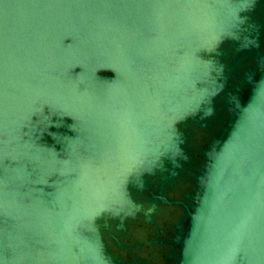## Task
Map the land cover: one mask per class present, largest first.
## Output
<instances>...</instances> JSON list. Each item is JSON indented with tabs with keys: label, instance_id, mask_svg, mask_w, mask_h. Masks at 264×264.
<instances>
[{
	"label": "water",
	"instance_id": "obj_1",
	"mask_svg": "<svg viewBox=\"0 0 264 264\" xmlns=\"http://www.w3.org/2000/svg\"><path fill=\"white\" fill-rule=\"evenodd\" d=\"M162 206L173 264H264V0H0V264H140Z\"/></svg>",
	"mask_w": 264,
	"mask_h": 264
},
{
	"label": "flooded vegetation",
	"instance_id": "obj_2",
	"mask_svg": "<svg viewBox=\"0 0 264 264\" xmlns=\"http://www.w3.org/2000/svg\"><path fill=\"white\" fill-rule=\"evenodd\" d=\"M246 98V95H243ZM195 150L206 146L204 136L196 134L192 137ZM191 170L195 171L201 162L197 152L193 154ZM193 185L189 177L184 181L175 184L166 195L172 201H184L186 194L191 193ZM182 211L178 207L162 206L158 214L153 217L152 224H144L141 218L132 221L127 225V230L118 237L121 247L107 238L108 248L114 255L123 260L134 261L140 264H173L171 260L172 229L182 218Z\"/></svg>",
	"mask_w": 264,
	"mask_h": 264
}]
</instances>
